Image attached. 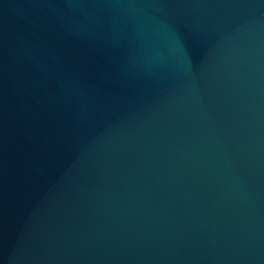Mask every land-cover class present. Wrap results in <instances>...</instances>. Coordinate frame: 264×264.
Masks as SVG:
<instances>
[{"label":"water","instance_id":"obj_1","mask_svg":"<svg viewBox=\"0 0 264 264\" xmlns=\"http://www.w3.org/2000/svg\"><path fill=\"white\" fill-rule=\"evenodd\" d=\"M0 264H264V0H0Z\"/></svg>","mask_w":264,"mask_h":264}]
</instances>
